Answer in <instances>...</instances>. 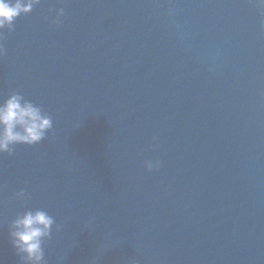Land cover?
Wrapping results in <instances>:
<instances>
[{
  "label": "water",
  "instance_id": "water-1",
  "mask_svg": "<svg viewBox=\"0 0 264 264\" xmlns=\"http://www.w3.org/2000/svg\"><path fill=\"white\" fill-rule=\"evenodd\" d=\"M3 31L0 98L53 128L0 154V264L26 208L62 225L47 264H264L259 0H41Z\"/></svg>",
  "mask_w": 264,
  "mask_h": 264
},
{
  "label": "clouds",
  "instance_id": "clouds-1",
  "mask_svg": "<svg viewBox=\"0 0 264 264\" xmlns=\"http://www.w3.org/2000/svg\"><path fill=\"white\" fill-rule=\"evenodd\" d=\"M40 3L41 0H0V41L4 38V29L13 31L16 18L31 12ZM259 3L264 5V0H259ZM63 15L64 9L58 8L50 22L58 25ZM5 51L3 43H0V57ZM52 128L53 119L43 106L27 99L19 91L0 98V154L12 155L18 144H38ZM152 147L155 149L159 145L153 144ZM160 164L159 159L144 161L148 171L158 169ZM13 198L26 201L30 195L21 189L14 193ZM53 226L57 232L62 229V225L44 208H26L16 214L9 224L8 235L21 264H47L44 243L51 239Z\"/></svg>",
  "mask_w": 264,
  "mask_h": 264
}]
</instances>
